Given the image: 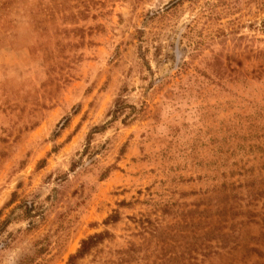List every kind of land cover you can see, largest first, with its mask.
Returning a JSON list of instances; mask_svg holds the SVG:
<instances>
[{"label":"rangeland","instance_id":"374dc122","mask_svg":"<svg viewBox=\"0 0 264 264\" xmlns=\"http://www.w3.org/2000/svg\"><path fill=\"white\" fill-rule=\"evenodd\" d=\"M104 231L75 264H264V0H0V264Z\"/></svg>","mask_w":264,"mask_h":264},{"label":"trees","instance_id":"16d2710c","mask_svg":"<svg viewBox=\"0 0 264 264\" xmlns=\"http://www.w3.org/2000/svg\"><path fill=\"white\" fill-rule=\"evenodd\" d=\"M114 215H110L105 219V222L109 220H114ZM106 232H97L92 233L85 238L81 239L79 242V246L76 251L68 256V264H75V260L83 258L88 252L95 247L97 244L101 243Z\"/></svg>","mask_w":264,"mask_h":264}]
</instances>
